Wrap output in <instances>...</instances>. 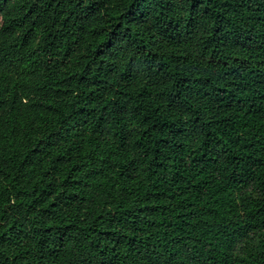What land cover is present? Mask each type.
Here are the masks:
<instances>
[{"label":"trees","instance_id":"trees-1","mask_svg":"<svg viewBox=\"0 0 264 264\" xmlns=\"http://www.w3.org/2000/svg\"><path fill=\"white\" fill-rule=\"evenodd\" d=\"M0 264H264V0H0Z\"/></svg>","mask_w":264,"mask_h":264}]
</instances>
